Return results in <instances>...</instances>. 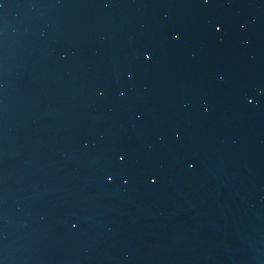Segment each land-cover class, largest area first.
Here are the masks:
<instances>
[{
    "label": "water",
    "instance_id": "obj_1",
    "mask_svg": "<svg viewBox=\"0 0 264 264\" xmlns=\"http://www.w3.org/2000/svg\"><path fill=\"white\" fill-rule=\"evenodd\" d=\"M0 264H264V0H0Z\"/></svg>",
    "mask_w": 264,
    "mask_h": 264
},
{
    "label": "snow or ice",
    "instance_id": "obj_2",
    "mask_svg": "<svg viewBox=\"0 0 264 264\" xmlns=\"http://www.w3.org/2000/svg\"><path fill=\"white\" fill-rule=\"evenodd\" d=\"M216 30H217V31H220V30H221V28H219V27H218ZM148 58H149V59H151V57H150V56H149ZM120 159H121V160H124V159H125V157L122 155V156L120 157ZM73 227H76V225H73Z\"/></svg>",
    "mask_w": 264,
    "mask_h": 264
}]
</instances>
